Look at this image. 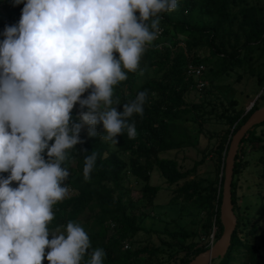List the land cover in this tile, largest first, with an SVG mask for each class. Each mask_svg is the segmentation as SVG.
I'll return each mask as SVG.
<instances>
[{
    "label": "trees",
    "instance_id": "obj_1",
    "mask_svg": "<svg viewBox=\"0 0 264 264\" xmlns=\"http://www.w3.org/2000/svg\"><path fill=\"white\" fill-rule=\"evenodd\" d=\"M0 2L2 32L6 25L18 22L23 4ZM159 15V35L146 46L138 70L126 73L127 78L114 86L113 104L118 113L122 111L118 104L133 99L138 91H147L143 114H133L128 119L134 124L135 137L128 138L126 130H122L112 144L100 139L99 126L94 136H89L85 127L80 129L82 142L73 146L74 152L64 162L69 170L62 186L67 184L70 194L53 205V218L48 224L50 231H63L68 221L80 223L90 241L85 259L88 252L99 247L105 253L104 264H188L206 251L222 232L219 205L230 138L264 104V0H177L173 11ZM259 59L263 60L262 70L256 76L262 89L258 96L262 105L255 101L244 112L235 108L236 100L214 94L218 78L235 74L239 80L243 74L254 75L252 64ZM188 64L203 65L207 69L204 78L212 87L203 92L198 103L186 101L189 92H196L193 79L186 75ZM90 91L86 89L80 98ZM70 113L74 119L70 118V123H79L74 118L77 104ZM201 135L212 142L206 151L198 149ZM185 148L201 153L188 169H181L175 159L159 157L161 152ZM91 151H95L96 160L89 178L84 180L83 158ZM206 156L210 158L211 171L202 177L198 168L204 165ZM251 161L255 164L251 165ZM153 169L166 183L164 190L171 191L164 206L177 218L186 210L194 229L179 226L176 231H168L140 226L152 215L135 213L126 184L132 182L139 187L145 204L155 208L153 200L159 188L149 184ZM246 170L255 173L257 182L254 187L248 185L241 207L236 182ZM230 191L236 224L220 264H262L259 251L260 244L264 246V122L252 127L239 143ZM173 222L171 219L167 224ZM141 232L146 235L143 241L154 236L158 244L137 248L143 242L136 239ZM47 238L51 239V235ZM41 264L47 262L42 258Z\"/></svg>",
    "mask_w": 264,
    "mask_h": 264
},
{
    "label": "clouds",
    "instance_id": "obj_2",
    "mask_svg": "<svg viewBox=\"0 0 264 264\" xmlns=\"http://www.w3.org/2000/svg\"><path fill=\"white\" fill-rule=\"evenodd\" d=\"M12 3L23 7L18 22L0 32V173H8L0 176V264H104L99 247L85 259L90 241L80 223L48 228L53 205L68 195L64 162L82 142V125L94 136L99 123L100 139L112 144L122 130L135 137L128 119L143 114L147 91L118 104V113L114 86L138 70L159 35V14L173 11L177 0ZM74 104L79 123H70ZM95 160V151L84 156V180Z\"/></svg>",
    "mask_w": 264,
    "mask_h": 264
},
{
    "label": "rangeland",
    "instance_id": "obj_3",
    "mask_svg": "<svg viewBox=\"0 0 264 264\" xmlns=\"http://www.w3.org/2000/svg\"><path fill=\"white\" fill-rule=\"evenodd\" d=\"M3 5L2 2H0V6ZM114 59L118 58V54L113 52ZM203 55V54H202ZM263 60H254L252 64V69L254 72V75L251 74H243L239 80L236 79L235 74H230L228 76H225L223 78H218L214 82L215 88H213L214 94L223 97L224 99H234L237 101L236 109L242 110L246 112L251 102L257 97L256 101L259 105H262V100H258V96H260L261 88L258 85L257 82V74L259 71L262 70L261 68V62ZM206 68L204 67V77L206 76ZM205 79V78H204ZM206 80V79H205ZM207 87L203 89L201 92H194L191 91L188 93L186 97L187 102L191 103H198L202 99L203 92L205 90L211 89V85L206 80ZM212 90V89H211ZM70 118L74 120L71 116V113L69 114ZM75 119L78 120L77 113L75 114ZM99 126L100 131L102 132V128L100 124L98 123L96 127ZM86 131H88V127L86 125H82L80 129L84 128ZM210 128H218L217 125H210ZM87 133V132H86ZM104 141L103 139H101ZM105 142V141H104ZM212 145V142H208L206 140V137L204 135L200 136L198 149L200 151H206L209 149ZM248 152V148H247ZM160 158H171L175 159L178 163V165L181 167V169H188L192 166L193 161L198 160L201 157V153L199 154L196 149L192 148H185L182 151L175 152V151H165L159 153ZM205 163L203 166L198 168V174L202 177L206 176L211 171V162L209 156H206ZM255 162L251 161V165H254ZM69 168H71L69 166ZM257 182V178L255 173L248 172V170L244 171L239 177L236 182V195H237V202L238 204L243 207V197L248 195V185H251L254 187L255 183ZM149 184L152 187H158V191L156 193V197L153 200V203L155 204V208H151L150 206H147L140 195L139 187L134 185L132 182H128L126 186L128 187L129 191V197L131 198L133 204L135 213L142 215L144 213H150L152 217L144 219L140 226L145 229H152V230H162L167 229L168 231H176L178 230L177 227H185L188 230H192L195 228V225L190 224L191 215L189 216L188 212L184 210L181 217L177 218L174 214H172L164 205L168 201L171 191H165V187L167 186L162 177L159 175V172L157 169H153L150 178H149ZM257 191L253 188V193L255 194ZM68 194H70L68 192ZM248 200V198H247ZM186 213V214H185ZM162 214V216H161ZM158 216L162 217V220H159ZM174 219L173 223L167 224V221ZM146 238L145 233L141 232L138 233L136 236L137 240H144ZM142 244H138L136 247L140 248L143 246L152 247L158 244L157 237L152 236L149 240H145L141 242ZM260 256H261V263L264 264V246L260 244ZM221 259H214L210 262V264H220Z\"/></svg>",
    "mask_w": 264,
    "mask_h": 264
},
{
    "label": "water",
    "instance_id": "obj_4",
    "mask_svg": "<svg viewBox=\"0 0 264 264\" xmlns=\"http://www.w3.org/2000/svg\"><path fill=\"white\" fill-rule=\"evenodd\" d=\"M257 97L251 102L248 109L256 101ZM247 109V110H248ZM246 110V111H247ZM264 122V104L256 109L231 136L228 150L225 157V167L223 171V183L221 189V200L219 205V222L222 227L221 235L217 240L211 242L209 248L196 255L188 264H210L214 259H222L231 241V235L235 229L236 219L231 204L230 184L232 180V169L234 157L242 138L254 126ZM215 229L213 230L214 233Z\"/></svg>",
    "mask_w": 264,
    "mask_h": 264
},
{
    "label": "built area",
    "instance_id": "obj_5",
    "mask_svg": "<svg viewBox=\"0 0 264 264\" xmlns=\"http://www.w3.org/2000/svg\"><path fill=\"white\" fill-rule=\"evenodd\" d=\"M186 75L193 79V82H194L193 89L195 91L201 92L203 89L207 87V82L204 79V66L203 65L188 64L186 66Z\"/></svg>",
    "mask_w": 264,
    "mask_h": 264
}]
</instances>
